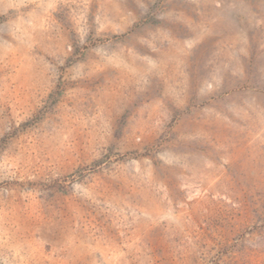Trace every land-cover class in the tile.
I'll return each mask as SVG.
<instances>
[{
  "label": "rangeland",
  "instance_id": "374dc122",
  "mask_svg": "<svg viewBox=\"0 0 264 264\" xmlns=\"http://www.w3.org/2000/svg\"><path fill=\"white\" fill-rule=\"evenodd\" d=\"M0 264H264V0H0Z\"/></svg>",
  "mask_w": 264,
  "mask_h": 264
}]
</instances>
